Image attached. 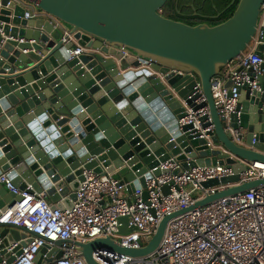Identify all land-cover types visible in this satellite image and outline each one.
Wrapping results in <instances>:
<instances>
[{"label": "water", "instance_id": "obj_1", "mask_svg": "<svg viewBox=\"0 0 264 264\" xmlns=\"http://www.w3.org/2000/svg\"><path fill=\"white\" fill-rule=\"evenodd\" d=\"M167 2L1 0L0 175L7 173L21 190L45 192L55 207L71 208L84 170L110 173L129 192L145 186L153 174L169 173L161 168L168 161L179 163L176 175L212 164L235 171L203 182L204 187L231 186L166 215L141 247L112 237L75 241L87 264H102L94 257L101 249L147 256L173 217L264 184V177L240 182L247 166L235 158L264 163V97L241 88L230 116L231 126L246 132V145H240L225 130L212 91L213 78L252 45L264 0H238L233 15L214 25L166 17L161 11ZM32 10L37 16L27 18ZM66 29L71 38L65 40ZM78 44L87 50L71 55ZM255 51L264 57V32ZM201 93L206 100L196 103ZM206 105L215 126L212 140L228 152L208 146L194 123H180L189 108ZM15 201L0 183V217ZM23 236L18 226L0 222V249Z\"/></svg>", "mask_w": 264, "mask_h": 264}, {"label": "built area", "instance_id": "obj_2", "mask_svg": "<svg viewBox=\"0 0 264 264\" xmlns=\"http://www.w3.org/2000/svg\"><path fill=\"white\" fill-rule=\"evenodd\" d=\"M37 14L27 11L26 17ZM263 32L264 3L252 45L212 82L216 107L227 121L225 130L240 145H246V132L234 129L230 116L237 109L241 88L248 86L264 97V81L261 80L264 57L255 51ZM67 36L71 38L65 31V40ZM85 50V46L78 44L70 54L79 55ZM228 82H232L231 85L227 86ZM196 89L201 92L199 84ZM205 100L201 93L196 103ZM187 112L180 123H194L199 137L205 138L208 146L228 152L212 140L215 126L207 105L198 110L189 108ZM205 123L208 126L204 127ZM235 158L247 166V170L240 173V182L264 177V163ZM178 167L179 163L174 161L162 164V169L171 171L153 174L145 186L133 192L110 173L102 175L84 170V179L71 208L55 207L56 203H51L45 192L21 190L7 173L1 174L0 183L14 193L16 201L2 213L0 222L18 226L24 236L0 249V264H87L79 255L75 241L86 243L98 237H112L125 246L141 247L166 215L231 186L204 187L203 182L235 174L234 168L227 164L191 167L176 175L173 171ZM22 243L26 245L21 246ZM19 246L22 252L17 255ZM45 246L46 251L41 252ZM3 252L10 253L14 259L9 261ZM59 252L61 256L57 258ZM94 257L102 264H264V184L173 217L160 245L147 256L132 257L101 249Z\"/></svg>", "mask_w": 264, "mask_h": 264}, {"label": "trees", "instance_id": "obj_3", "mask_svg": "<svg viewBox=\"0 0 264 264\" xmlns=\"http://www.w3.org/2000/svg\"><path fill=\"white\" fill-rule=\"evenodd\" d=\"M216 1L221 2L225 7L223 10V13L219 17H213L212 19H209L207 17H202L201 14H196V15L193 14L194 11H193L192 3L195 2L194 0L192 1L168 0V2L162 8L161 12L166 17H169L175 20H181L191 25H195L201 22H208L210 25H214V24L223 22L229 17H231L238 3V0H237L235 4L228 7L231 0H216ZM216 1L214 2V4L216 3ZM202 6L204 5H200V8H202ZM217 7H218V4H217ZM219 12H222V11L219 8H217L215 15H217Z\"/></svg>", "mask_w": 264, "mask_h": 264}, {"label": "rangeland", "instance_id": "obj_4", "mask_svg": "<svg viewBox=\"0 0 264 264\" xmlns=\"http://www.w3.org/2000/svg\"><path fill=\"white\" fill-rule=\"evenodd\" d=\"M189 1H192V0H189ZM195 2L192 3V6L194 4V8H193V14H200V13H203V14H206V17L209 18V19H212L214 16H215V13L217 11V8H219L221 11L224 10V5L219 2V1H216L215 4H212V2L210 1H207L205 3L204 6H202V8H200V5H203V0H194ZM217 4H218V7H217Z\"/></svg>", "mask_w": 264, "mask_h": 264}, {"label": "crops", "instance_id": "obj_5", "mask_svg": "<svg viewBox=\"0 0 264 264\" xmlns=\"http://www.w3.org/2000/svg\"><path fill=\"white\" fill-rule=\"evenodd\" d=\"M29 8H31L30 6H29ZM201 14V16L202 17H206V14H203V13H200ZM196 15V14H195ZM216 16V15H215ZM214 16V17H215ZM67 30V29H66ZM68 31V30H67ZM25 52H28V51H25ZM47 198H48V200L51 202V203H55L53 200H51L48 196H47Z\"/></svg>", "mask_w": 264, "mask_h": 264}, {"label": "flooded vegetation", "instance_id": "obj_6", "mask_svg": "<svg viewBox=\"0 0 264 264\" xmlns=\"http://www.w3.org/2000/svg\"><path fill=\"white\" fill-rule=\"evenodd\" d=\"M207 1H210V2H212V3L214 4V2H215L216 0H203V1H202V2H203V5H205V3H206ZM236 2H237V0H236Z\"/></svg>", "mask_w": 264, "mask_h": 264}]
</instances>
